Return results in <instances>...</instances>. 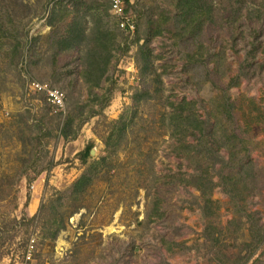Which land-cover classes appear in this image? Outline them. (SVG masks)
Segmentation results:
<instances>
[{
  "label": "rangeland",
  "instance_id": "obj_1",
  "mask_svg": "<svg viewBox=\"0 0 264 264\" xmlns=\"http://www.w3.org/2000/svg\"><path fill=\"white\" fill-rule=\"evenodd\" d=\"M55 1L0 0V20L17 35L0 46V264H264L260 0L232 9L214 5L213 22L199 40L208 54L223 52L221 69L206 53L190 58L195 44L173 36L172 20L151 37L155 28L147 21L162 12L172 18L173 0H127L134 30H115L110 15L113 59L98 88L79 77L95 25L88 15L81 18L85 7L75 13L73 1H64L70 15L48 26ZM77 17L87 22L81 24L87 42L59 54L52 69L45 63L50 41ZM17 41L20 52L11 60ZM31 59L41 64L29 65ZM34 83L59 91L63 107L33 90ZM95 96L101 101H92ZM183 99L194 102L204 122L201 135L185 138L195 147L188 157L174 151L179 136L168 124L169 104ZM224 99L230 109L222 108ZM67 116L77 133L63 140L58 131ZM38 134L42 145L30 155V143L19 136ZM231 136L236 139L221 147ZM213 154L219 162L210 166ZM196 159L213 183L207 197L177 181L198 173ZM30 160L31 168L10 182ZM83 175L89 182L75 193ZM155 198L163 216L147 219ZM252 241L258 247L246 260L244 245Z\"/></svg>",
  "mask_w": 264,
  "mask_h": 264
},
{
  "label": "trees",
  "instance_id": "obj_2",
  "mask_svg": "<svg viewBox=\"0 0 264 264\" xmlns=\"http://www.w3.org/2000/svg\"><path fill=\"white\" fill-rule=\"evenodd\" d=\"M73 1L75 13L80 11V8L85 7L81 18L88 15L93 25H95V31L93 32L92 38L88 41V47L84 51V56L81 58L83 60L84 69L81 70L79 73V77L83 84L87 88H98L100 83L105 79L108 71V66L113 59L112 49L114 46V40L116 38V31L117 26L116 23H113V27L116 29H112L109 26L110 22V14H109V0L106 3H98L94 1V3L86 5V1L83 0H56L53 7L49 10V19L47 22L48 26H52L53 23L63 21L66 17H68L71 13L68 6H66V2ZM127 2V0H125ZM250 0H173V8L175 9V14L171 18L165 13H160L157 16L156 21H147V23H153L155 31L152 32L151 37L158 36L162 33L163 29L166 31L168 28H165V24L172 20L174 26V33L173 36L180 42V40L188 41L187 43L195 44V52L191 53L190 58H193V55L196 54L201 58L203 53H206L208 58L210 57L211 60H214L215 64L218 65V68H222V61L221 58L224 57L223 52H217L212 55L208 54L203 45L201 44V34L203 27L213 22V11L214 5L217 4V7H221L224 9L227 8H236L242 5L247 4ZM260 5L264 7V0H260ZM84 18L82 20H84ZM107 19V20H105ZM82 20L72 19L71 24L66 29V31L62 35H58L56 38L47 37L48 40L50 38V52L49 56L46 58L45 63L52 69L55 68L56 64V57L62 53H68L74 50L76 47H81L86 44L87 38L85 35V27L82 25H86L87 22H82ZM0 20V46L3 41L6 39H15L17 35H14V30L11 31L6 29V25H4ZM82 24V25H81ZM170 30V29H169ZM148 40V39H147ZM31 44H34L37 41V37L32 38L30 40ZM18 42V43H17ZM11 51L10 57L11 60L17 58L18 53L20 51V44L17 41ZM4 45V44H3ZM143 52V49H142ZM149 54V53H145ZM217 59V60H216ZM201 60V59H200ZM11 64V62H10ZM28 64H37L39 66L41 64V59H31L29 60ZM219 69V70H220ZM54 74V72L52 73ZM53 76V75H51ZM58 76V75H57ZM159 78V76H157ZM101 98L94 97L92 101L98 102L101 101ZM171 112L168 118V124L173 128V135L178 134V139L176 140L178 145L175 147L174 151L188 157L187 155L190 154V150H193L195 147L186 146L185 145V138L189 134L194 136V134H202L203 132V125L204 122L199 118L196 113V109L194 108V102H188L186 100H181L178 103H170ZM222 108L223 109H230L231 105L227 103V99L222 101ZM77 115H82V111L79 109ZM74 117L67 116V118L62 122L61 127L59 128L58 135L63 139H73L77 133L76 127L74 128L73 125ZM124 127V125H123ZM49 134V133H47ZM43 135H33L26 138H23L22 135L19 136L21 141H25L26 139L31 145V152L30 155L36 154V149L41 147ZM236 137L231 136L226 138L225 143L221 145V147L226 148L229 145V142ZM220 141L217 143L219 145ZM217 145V146H218ZM220 146V145H219ZM231 145L230 147H232ZM90 147L85 149V154L89 153ZM207 150V149H206ZM23 154H25V146L23 150ZM210 154V153H209ZM22 161H24V157H21ZM210 166H213L217 162H219V158L217 156L210 155ZM230 159V158H229ZM192 160V159H191ZM200 159L195 160V167L198 170V173L194 176H191L189 180L185 181L183 179H177L178 183H186L187 185H191L195 190L200 193L201 197H207L213 188V183L211 182V178L207 173V167L205 169H200ZM101 161H104L101 159ZM34 164V160H30V165L25 168L23 167L19 171H13L11 176V181L14 182L15 179H19V177L23 176L25 172L31 168V165ZM16 179V180H17ZM174 180V179H173ZM16 182V181H15ZM89 178L86 175L81 176L76 183L73 185V189L75 193H80L82 189L88 184ZM234 188H230L229 192H234ZM160 199L155 198L153 202V208L150 214L147 216L149 219L150 217H161L163 216L160 213L159 209ZM54 223V222H53ZM58 226V225H57ZM257 237V233L253 235V239ZM262 236L256 239V243L261 241ZM218 242L217 238L215 239ZM168 245H170L168 243ZM172 246H175L176 243H172ZM245 248H250L247 251V256L245 257L246 260L253 254V250H255L258 246L246 244L244 245ZM167 251H170V247H166ZM263 264V263H262Z\"/></svg>",
  "mask_w": 264,
  "mask_h": 264
},
{
  "label": "built area",
  "instance_id": "obj_3",
  "mask_svg": "<svg viewBox=\"0 0 264 264\" xmlns=\"http://www.w3.org/2000/svg\"><path fill=\"white\" fill-rule=\"evenodd\" d=\"M125 8V0H109V14L114 17L118 29L126 32H132L134 30V22ZM31 86V88L36 92H44L47 100L52 105L63 107L64 97L56 89H49L46 85H40L37 83H34ZM29 246V248H33V245Z\"/></svg>",
  "mask_w": 264,
  "mask_h": 264
}]
</instances>
